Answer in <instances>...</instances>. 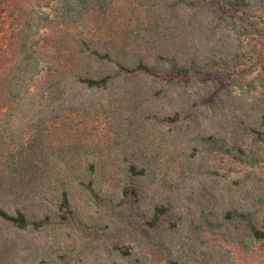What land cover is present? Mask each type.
Segmentation results:
<instances>
[{"label": "trees", "instance_id": "trees-1", "mask_svg": "<svg viewBox=\"0 0 264 264\" xmlns=\"http://www.w3.org/2000/svg\"><path fill=\"white\" fill-rule=\"evenodd\" d=\"M0 264H264V0H0Z\"/></svg>", "mask_w": 264, "mask_h": 264}, {"label": "rangeland", "instance_id": "rangeland-1", "mask_svg": "<svg viewBox=\"0 0 264 264\" xmlns=\"http://www.w3.org/2000/svg\"><path fill=\"white\" fill-rule=\"evenodd\" d=\"M88 126L89 127H91V126H93V123H91V122H88ZM99 126V125H98ZM93 132H94V136H96V134H100V135H103L102 134V129H101V127H98V128H95V129H93Z\"/></svg>", "mask_w": 264, "mask_h": 264}]
</instances>
